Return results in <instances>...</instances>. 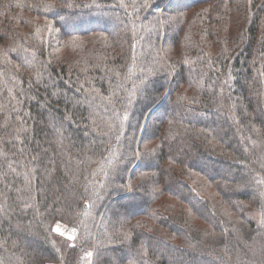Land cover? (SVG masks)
Segmentation results:
<instances>
[{"label": "trees", "instance_id": "16d2710c", "mask_svg": "<svg viewBox=\"0 0 264 264\" xmlns=\"http://www.w3.org/2000/svg\"><path fill=\"white\" fill-rule=\"evenodd\" d=\"M0 264H264V0H0Z\"/></svg>", "mask_w": 264, "mask_h": 264}]
</instances>
